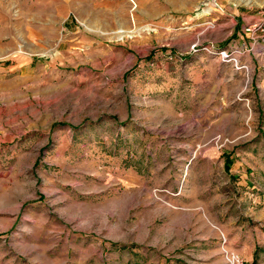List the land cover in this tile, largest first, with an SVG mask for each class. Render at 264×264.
<instances>
[{"label": "rangeland", "instance_id": "374dc122", "mask_svg": "<svg viewBox=\"0 0 264 264\" xmlns=\"http://www.w3.org/2000/svg\"><path fill=\"white\" fill-rule=\"evenodd\" d=\"M259 24L264 0H0V264H264Z\"/></svg>", "mask_w": 264, "mask_h": 264}, {"label": "built area", "instance_id": "2783aa9c", "mask_svg": "<svg viewBox=\"0 0 264 264\" xmlns=\"http://www.w3.org/2000/svg\"><path fill=\"white\" fill-rule=\"evenodd\" d=\"M256 32H264V26L262 24L259 25H255V26H248L244 29V33H249L251 35L255 34ZM192 51L196 52L197 49H195V46L192 47ZM222 59L223 61H234L236 63V67L237 69L240 70H245L248 71L247 66H245L244 64H239L238 61H236L234 58H231L230 55H227L225 52H222ZM234 264H245L243 261L239 260L237 257L232 259Z\"/></svg>", "mask_w": 264, "mask_h": 264}, {"label": "crops", "instance_id": "0c3cea01", "mask_svg": "<svg viewBox=\"0 0 264 264\" xmlns=\"http://www.w3.org/2000/svg\"><path fill=\"white\" fill-rule=\"evenodd\" d=\"M259 14V16H253V20L254 21H259L260 19H263V17H262V14L263 13H257V15ZM241 20H247V19H244V15H241ZM236 35L238 36V37H243L242 35H240V31L239 30H237L236 31ZM255 67L253 66V71H255ZM262 91L264 92V80L262 81Z\"/></svg>", "mask_w": 264, "mask_h": 264}]
</instances>
